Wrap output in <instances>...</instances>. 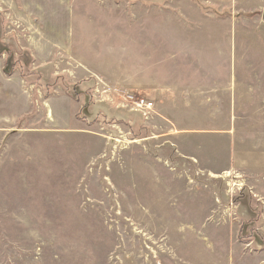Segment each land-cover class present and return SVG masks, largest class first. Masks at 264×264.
<instances>
[{
    "label": "rangeland",
    "instance_id": "obj_1",
    "mask_svg": "<svg viewBox=\"0 0 264 264\" xmlns=\"http://www.w3.org/2000/svg\"><path fill=\"white\" fill-rule=\"evenodd\" d=\"M70 4L74 53L40 67L0 4L7 74L90 120L0 132V264H264V0Z\"/></svg>",
    "mask_w": 264,
    "mask_h": 264
},
{
    "label": "crops",
    "instance_id": "obj_2",
    "mask_svg": "<svg viewBox=\"0 0 264 264\" xmlns=\"http://www.w3.org/2000/svg\"><path fill=\"white\" fill-rule=\"evenodd\" d=\"M70 3L71 0H0V4L11 10L26 30V37L18 41L24 42L29 49L36 67L53 63L57 52L68 57L73 55L76 21ZM16 41L12 30L9 34L7 30L4 35L0 30V48L3 44ZM5 59L7 55L0 56V132L12 131L22 123L23 130L33 132L44 128L52 132L83 130L89 126L87 116L82 120L77 116L82 105L66 93L50 94L45 98L40 92L37 107L34 99H38L32 93L36 84L28 82L17 70L7 74ZM28 123L37 125L28 127ZM185 130L180 129L181 132Z\"/></svg>",
    "mask_w": 264,
    "mask_h": 264
},
{
    "label": "built area",
    "instance_id": "obj_3",
    "mask_svg": "<svg viewBox=\"0 0 264 264\" xmlns=\"http://www.w3.org/2000/svg\"><path fill=\"white\" fill-rule=\"evenodd\" d=\"M117 94L120 98L118 107L127 108L132 112H138L145 119H149L157 107L155 100L140 96L130 90H119Z\"/></svg>",
    "mask_w": 264,
    "mask_h": 264
},
{
    "label": "trees",
    "instance_id": "obj_4",
    "mask_svg": "<svg viewBox=\"0 0 264 264\" xmlns=\"http://www.w3.org/2000/svg\"><path fill=\"white\" fill-rule=\"evenodd\" d=\"M35 74H37V73H35V72H30V73H29V75H35ZM26 75H27V74H26ZM29 75H28V76H29Z\"/></svg>",
    "mask_w": 264,
    "mask_h": 264
},
{
    "label": "water",
    "instance_id": "obj_5",
    "mask_svg": "<svg viewBox=\"0 0 264 264\" xmlns=\"http://www.w3.org/2000/svg\"><path fill=\"white\" fill-rule=\"evenodd\" d=\"M263 18H264V13H263Z\"/></svg>",
    "mask_w": 264,
    "mask_h": 264
}]
</instances>
